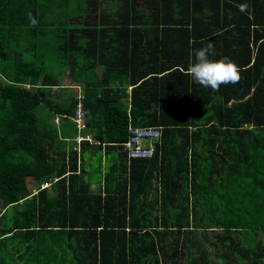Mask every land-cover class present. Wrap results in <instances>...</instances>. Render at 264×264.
<instances>
[{
  "label": "trees",
  "instance_id": "trees-1",
  "mask_svg": "<svg viewBox=\"0 0 264 264\" xmlns=\"http://www.w3.org/2000/svg\"><path fill=\"white\" fill-rule=\"evenodd\" d=\"M103 1L0 0V264H264V0ZM208 43L238 83L186 74Z\"/></svg>",
  "mask_w": 264,
  "mask_h": 264
},
{
  "label": "clouds",
  "instance_id": "clouds-1",
  "mask_svg": "<svg viewBox=\"0 0 264 264\" xmlns=\"http://www.w3.org/2000/svg\"><path fill=\"white\" fill-rule=\"evenodd\" d=\"M246 7L247 5H241V11H244ZM28 19L30 21V26L35 27L37 25L38 21L30 12L28 13ZM215 54V47L212 43H208L205 47L195 50L194 62L189 64L186 74L191 77L194 83L204 88H210L213 91H219L222 85L238 83L241 79V69L235 62L227 57L219 60L210 59V56H215ZM127 89L129 90L130 87ZM148 140L149 139L140 140V145L150 147L152 150V146L148 144ZM144 141H147V143H143ZM122 143H120V145L123 147Z\"/></svg>",
  "mask_w": 264,
  "mask_h": 264
},
{
  "label": "built area",
  "instance_id": "built-area-1",
  "mask_svg": "<svg viewBox=\"0 0 264 264\" xmlns=\"http://www.w3.org/2000/svg\"><path fill=\"white\" fill-rule=\"evenodd\" d=\"M129 88V87H128ZM75 120L77 127H81L82 123L78 121L82 117L79 107L75 111ZM159 135V129L156 127H135L128 126V135L122 143L128 157H149L152 153L150 147L140 145V140L156 138ZM81 136H76V140H81Z\"/></svg>",
  "mask_w": 264,
  "mask_h": 264
},
{
  "label": "rangeland",
  "instance_id": "rangeland-1",
  "mask_svg": "<svg viewBox=\"0 0 264 264\" xmlns=\"http://www.w3.org/2000/svg\"><path fill=\"white\" fill-rule=\"evenodd\" d=\"M53 120H54V122L58 121L57 118H54ZM78 121L81 122V119H79ZM88 138H89L90 141L92 140L90 136H88ZM108 165H109V160H107L106 158L104 159V157H102V159H101V167H100L101 172H104L106 170V168L108 167ZM97 169H98V167L97 168H89V174H90L89 176L91 178H95V175L96 176L99 175V173L95 174V171ZM202 210L203 209H201V208H196V211L198 212L199 215L202 212ZM202 214H204V213H202ZM204 219H205V225L208 228L203 230V231H202V229H200V233L204 234V237H205L206 241H210L211 244H213L212 235H213L214 232H219V229H220V227L218 226L219 224H216L213 221L207 220L206 217ZM243 232H244V230H242V232H239L238 235L234 236V239L237 237L238 241H240L241 243L247 245L248 242L245 239H243L242 235H241V233H243ZM212 246L213 247L210 248V250H209V252H213L212 255H210V257H209V259L211 260L212 264H223V260H222L220 255H221L222 251L224 252V248L220 247L218 245H216V246L212 245ZM241 256H243V255H241ZM226 264H231V263L229 261H227Z\"/></svg>",
  "mask_w": 264,
  "mask_h": 264
},
{
  "label": "crops",
  "instance_id": "crops-1",
  "mask_svg": "<svg viewBox=\"0 0 264 264\" xmlns=\"http://www.w3.org/2000/svg\"><path fill=\"white\" fill-rule=\"evenodd\" d=\"M193 0H190V2H192ZM72 5H74L73 2H70ZM106 3V1H103V0H98V2L96 4H94L95 6H97L98 8L99 7H103V4ZM107 4V3H106ZM143 143H147V141H144ZM150 144V143H148Z\"/></svg>",
  "mask_w": 264,
  "mask_h": 264
}]
</instances>
